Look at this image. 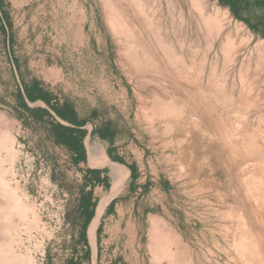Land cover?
<instances>
[{
  "label": "rangeland",
  "instance_id": "374dc122",
  "mask_svg": "<svg viewBox=\"0 0 264 264\" xmlns=\"http://www.w3.org/2000/svg\"><path fill=\"white\" fill-rule=\"evenodd\" d=\"M3 1L0 264H264V38L219 0ZM32 79L108 124L92 162L21 105ZM106 144L134 175L95 258L78 203Z\"/></svg>",
  "mask_w": 264,
  "mask_h": 264
},
{
  "label": "crops",
  "instance_id": "0c3cea01",
  "mask_svg": "<svg viewBox=\"0 0 264 264\" xmlns=\"http://www.w3.org/2000/svg\"><path fill=\"white\" fill-rule=\"evenodd\" d=\"M234 1V7H231L230 4L227 5V7L233 10L235 16L239 18V20L244 24H246L253 32L259 34V37L264 38V0ZM46 2L47 0H45V3ZM24 4H26V8H29L31 5L29 0H26L25 2L20 1L19 4H16V7H18V5ZM44 7L47 8V5L44 4ZM5 8V2L0 0V27L5 26L3 16V10ZM24 86L25 87L23 90L18 91V94L21 98L20 102L21 105L24 106L34 118L37 114L39 115V117H36L35 119H43L46 116H54L57 123L60 125L66 126L74 130V132H76V130H83L85 132L81 140L84 148V157L76 158L75 156V160L77 162L88 160L92 162L95 157V155H93L94 153H92L87 146L86 136L98 134V136L103 139L111 140L113 138V132L109 128L108 124L99 127L95 124L92 125L90 123L92 119H85L83 116H81L77 105L72 100L62 99L56 93L45 91L41 84L34 79ZM34 90H37L42 95L45 94V98H31V94H33ZM106 129H109L112 132L109 136L102 135ZM105 152V157H102L103 160L100 164L89 165V167H87V170H98V181L88 177L84 182L85 192H91V201H93L94 205L88 221H83L81 214L82 221L80 225V233L83 232L85 235L84 239H82L83 243H86L84 252L87 253L89 252V249L92 250L94 247L95 258L97 255V250L99 249V251H101L102 249L100 242L97 243V241L101 240L100 234L102 231H104L107 221H111L113 213L111 207L116 201L115 197L124 190L125 186H129L133 182L132 176L134 175V171L130 165L128 166L127 172L122 179L114 176L111 173V167L109 164L113 163L114 161H121V158L115 155L113 144H106ZM79 208L81 209V207ZM81 211L82 209L80 212ZM93 233L96 234L94 239H92ZM91 243H94V246Z\"/></svg>",
  "mask_w": 264,
  "mask_h": 264
},
{
  "label": "trees",
  "instance_id": "16d2710c",
  "mask_svg": "<svg viewBox=\"0 0 264 264\" xmlns=\"http://www.w3.org/2000/svg\"><path fill=\"white\" fill-rule=\"evenodd\" d=\"M223 4L231 5V7H234L235 1L234 0H219ZM264 35V34H263ZM45 98V94H40L37 90L33 91V94H31V98ZM38 118L39 115L37 114L35 118ZM53 131L56 136V142L65 146L69 151H71L76 158H83L84 157V148L81 143V140L84 136L83 130H74L60 125L59 123H56L54 125ZM112 132L109 129H106L105 132L102 133L103 136H109ZM98 170L97 169H88L85 174V178H93L95 181H98ZM93 201H91V192H87L85 196H81V199L79 201V206L82 209V218L83 221H88V219L91 216L92 208H93ZM85 235L83 232L80 233V238L84 239ZM74 264H80L77 260L74 262Z\"/></svg>",
  "mask_w": 264,
  "mask_h": 264
},
{
  "label": "bare ground",
  "instance_id": "6f19581e",
  "mask_svg": "<svg viewBox=\"0 0 264 264\" xmlns=\"http://www.w3.org/2000/svg\"><path fill=\"white\" fill-rule=\"evenodd\" d=\"M194 4H195V3H194ZM203 38H204V37H203ZM208 78H209V77H208ZM260 83H261V82H260ZM239 93H240V92H239ZM246 99H247V98H246ZM252 101H253V100H252ZM241 102H242V101H241ZM241 102H240V103H241ZM245 102H246V100H245ZM247 103H248V102H247ZM247 103H246V104H247ZM243 104H244V103H243ZM248 104H249V103H248ZM244 106H245V105H244ZM238 109H239V108H238ZM210 113H211V112H210ZM247 139H248V138H247ZM0 149H1V148H0ZM249 149H250V148H249ZM250 151H251V150H250ZM257 151H258V150H257ZM259 152H260V151H259ZM257 153H258V152H257ZM258 154H259V153H258ZM259 155H260V154H259ZM252 156H253V155H252ZM254 157H257V156H253V158H254ZM258 158H259V157H258ZM261 158H262V157H260V159H261ZM257 160H258V159H257ZM262 160H263V159H262ZM262 160H260V161H262ZM255 162H256V161H255ZM260 167H261V166H260ZM262 167H263V166H262ZM260 169H261V168H260ZM260 169H259V170H260ZM262 171H263V170H262ZM262 171H261V172H262ZM262 173H263V172H262ZM238 190H239V189H238ZM244 208H245V207H244ZM260 244H261V243H260ZM21 264H22V263H21Z\"/></svg>",
  "mask_w": 264,
  "mask_h": 264
}]
</instances>
